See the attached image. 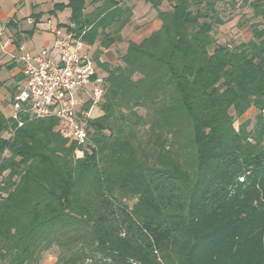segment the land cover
Instances as JSON below:
<instances>
[{"label": "trees", "instance_id": "obj_1", "mask_svg": "<svg viewBox=\"0 0 264 264\" xmlns=\"http://www.w3.org/2000/svg\"><path fill=\"white\" fill-rule=\"evenodd\" d=\"M65 1L50 15L69 9L58 27L86 46L125 12L124 0ZM144 2L160 27L115 65L99 58L116 43L104 33L92 57L104 80L86 120L95 148L54 117L0 109V264H264V0ZM240 3L260 19L251 38L216 42ZM41 16L24 32L7 23L16 48Z\"/></svg>", "mask_w": 264, "mask_h": 264}, {"label": "built area", "instance_id": "obj_2", "mask_svg": "<svg viewBox=\"0 0 264 264\" xmlns=\"http://www.w3.org/2000/svg\"><path fill=\"white\" fill-rule=\"evenodd\" d=\"M72 28L55 27L52 44L39 51H27L23 45L16 49L22 81L11 104V118L18 120L20 114L35 120L54 117L71 141L90 150L95 146L86 120L103 99L104 80L81 35ZM11 44V39H3L0 33V51L6 52ZM87 101L91 108L85 112L81 107Z\"/></svg>", "mask_w": 264, "mask_h": 264}, {"label": "rangeland", "instance_id": "obj_3", "mask_svg": "<svg viewBox=\"0 0 264 264\" xmlns=\"http://www.w3.org/2000/svg\"><path fill=\"white\" fill-rule=\"evenodd\" d=\"M61 3L65 4L63 0H54V5ZM121 6L125 11L121 18L114 22L111 27L100 30L95 43L90 47H86V51L93 57L94 53L100 49V42L104 33H109L110 36L115 38L116 44L107 52V54H103L102 50L104 56L101 55V61L113 60L111 63L114 65L118 64L119 57L125 52L124 50L128 41H141L154 29L153 22L157 19L156 12L149 6V4L144 3L142 0H126ZM90 9L91 6L88 5V10ZM162 9L168 10L169 7L164 4ZM56 14V18L53 19V22H58L62 25H67L69 23V9L58 11ZM223 17L226 23L224 25L216 26L214 28L213 36L216 42L230 45L240 43L241 41H248L251 38L250 25L260 20L259 18L253 17L251 9L242 3L238 4V6L232 11H225ZM246 20L248 21L245 22ZM4 23L5 22L0 21V33L2 37H4L3 39H6L9 34L13 36L15 30L8 26L6 27ZM31 23V21L29 23L22 22L20 23V28L30 29ZM21 45L30 52L39 51L44 46L42 37L36 32L32 40L30 38H23ZM13 60L14 59L10 58L9 53L0 52V106H2V108L9 106L8 108L10 111L9 113L6 112V117H10L13 113L11 106L12 99L18 92V87L21 86V82H17L18 75L16 76L13 74L15 69L8 68V66L14 62ZM18 73L20 74V71ZM95 112L98 113V111ZM253 117V114L248 112L235 122V126L237 127L238 124L246 120L252 121ZM4 156H8V153H5ZM127 203L131 206L133 200H128ZM53 261H55L53 254H48L45 257L43 264H51Z\"/></svg>", "mask_w": 264, "mask_h": 264}, {"label": "crops", "instance_id": "obj_4", "mask_svg": "<svg viewBox=\"0 0 264 264\" xmlns=\"http://www.w3.org/2000/svg\"><path fill=\"white\" fill-rule=\"evenodd\" d=\"M63 1H64V3H66L65 0H63ZM124 1H126V0H124ZM142 1L144 2V0H142ZM53 6H54V0H0V21L5 22L4 25H6V27H7V23L12 21L13 23H15L17 25V29L19 31L24 32L25 30L28 31L30 29H24V28L21 29L20 23H22V22L29 23L30 21L32 22V19L30 18V16L33 13H36V14L41 13L42 16L40 18V22L36 26L35 32L39 33V36L42 37V42L44 45L43 47H49L52 44L53 39H54L53 30L55 29V26L60 25L58 22H53L54 21L53 19L56 18L57 12L53 15H50V12L53 10ZM55 23H57V24H55ZM160 25H161V22L158 19H156L153 22L154 29L150 33L157 30L160 27ZM35 32H34V34H35ZM34 34L30 37L31 40L33 39ZM8 37L11 39L12 44L9 47H7L6 52H3V53H9L10 58L14 59L13 61L17 64V66H16V68H14L15 72L13 74L16 76L17 75L19 76L20 74L18 72L20 71V68H19L20 64L17 61V58L19 56V52L16 50L17 48L13 43V38H12L13 36L11 34H9ZM133 42H136V41H133ZM136 43H138V42H136ZM115 44L116 43H114L108 49H104V50L102 49L103 54H107V52L109 50H111V48L114 47ZM126 47H127V45H126ZM126 47H125V50H126ZM103 54H101V55L104 56ZM101 55L99 57L100 60H101ZM109 62H113V60H111ZM21 81L22 80H19V82H21ZM8 107L9 106L2 108V106H0V109L4 115H7L6 112L9 113L10 110ZM95 111H97L96 108L93 109L92 115L97 114ZM248 112L253 114V116L255 117L256 110L254 108L249 109ZM53 263H54V261L51 264H53Z\"/></svg>", "mask_w": 264, "mask_h": 264}]
</instances>
